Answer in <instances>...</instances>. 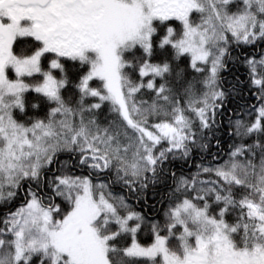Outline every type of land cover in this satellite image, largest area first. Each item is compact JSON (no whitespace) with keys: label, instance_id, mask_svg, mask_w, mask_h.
Returning a JSON list of instances; mask_svg holds the SVG:
<instances>
[{"label":"snow or ice","instance_id":"1","mask_svg":"<svg viewBox=\"0 0 264 264\" xmlns=\"http://www.w3.org/2000/svg\"><path fill=\"white\" fill-rule=\"evenodd\" d=\"M0 264H264V0H0Z\"/></svg>","mask_w":264,"mask_h":264}]
</instances>
